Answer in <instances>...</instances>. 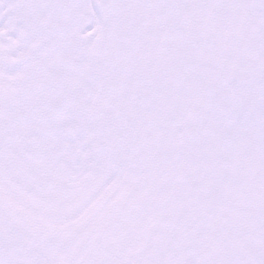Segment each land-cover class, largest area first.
Masks as SVG:
<instances>
[{"label": "snow or ice", "instance_id": "obj_1", "mask_svg": "<svg viewBox=\"0 0 264 264\" xmlns=\"http://www.w3.org/2000/svg\"><path fill=\"white\" fill-rule=\"evenodd\" d=\"M0 264H264V0H0Z\"/></svg>", "mask_w": 264, "mask_h": 264}]
</instances>
